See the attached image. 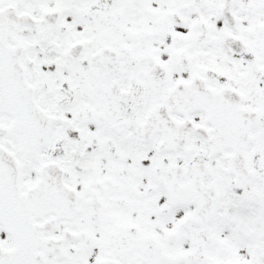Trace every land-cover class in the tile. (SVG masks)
Segmentation results:
<instances>
[{
    "label": "snow or ice",
    "instance_id": "1",
    "mask_svg": "<svg viewBox=\"0 0 264 264\" xmlns=\"http://www.w3.org/2000/svg\"><path fill=\"white\" fill-rule=\"evenodd\" d=\"M0 264H264V0H0Z\"/></svg>",
    "mask_w": 264,
    "mask_h": 264
}]
</instances>
